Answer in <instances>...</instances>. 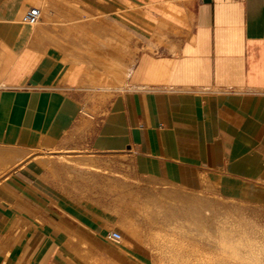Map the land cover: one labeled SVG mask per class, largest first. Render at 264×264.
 Masks as SVG:
<instances>
[{
  "label": "crops",
  "instance_id": "0c3cea01",
  "mask_svg": "<svg viewBox=\"0 0 264 264\" xmlns=\"http://www.w3.org/2000/svg\"><path fill=\"white\" fill-rule=\"evenodd\" d=\"M33 5L50 20L23 23ZM96 26L125 39L116 81L59 43L91 54ZM0 148L18 157L0 175V264H63L67 232L100 248L116 223L62 157L88 177L126 157L144 181L264 204V0H0Z\"/></svg>",
  "mask_w": 264,
  "mask_h": 264
},
{
  "label": "rangeland",
  "instance_id": "374dc122",
  "mask_svg": "<svg viewBox=\"0 0 264 264\" xmlns=\"http://www.w3.org/2000/svg\"><path fill=\"white\" fill-rule=\"evenodd\" d=\"M53 2L61 5L60 1ZM64 4L65 5L63 6L61 13L65 16L67 14H70L71 16L75 14H81L82 16L87 15L86 18H88V13L84 11H81L80 13L78 11H74L68 2H65ZM24 10L22 11L21 15L23 14ZM102 13L103 12L98 11V19L99 15ZM39 25L40 24H37V26ZM135 25L136 24L129 23L128 34L131 35L128 36L130 40H128L129 65L132 64L136 52V50H133L131 47L135 45L138 40L136 36L137 29ZM68 26L71 27L72 24H69ZM70 30H72V27ZM6 151L11 152L14 151V149L0 148V153H4ZM63 158H65L64 160H66L68 163L81 164L79 178L80 185L82 187V193H91V195L93 194L92 197L95 198L98 212L105 211L113 215V217L116 219V223L113 225L111 230L118 231L121 234V237H127L125 233L128 234V231L125 228L123 229L124 224L122 223V219H128L131 217V225L133 228H135V231L141 238L139 239L140 241L138 240V242L142 251L141 259H139L140 257L137 256V253L132 248H130V246L125 245L123 240L118 242L110 240L108 241L106 239V233L103 235L101 239L102 241H100V249L97 246L90 244V242L84 240L86 238L83 236H78L73 232H67L66 238L75 240V243L79 245L64 247L66 257L63 264H203L204 261L201 259L199 260V256L197 254L202 253L203 255V253L206 254V252L207 254H216L214 258H219V260L222 262L224 259L223 264H232L231 261L233 259L230 260V257H228L227 254L221 252V250H212L213 252L211 253V250H209L205 244L206 240L197 233L196 236L198 237L196 238V236H194L195 232L191 231L194 227V224L192 223L193 214L189 213V215L184 217L182 215V211H179L180 216L179 213H172V209L177 207L180 210L193 207L200 209L202 212H209L211 208H222V211L226 210L225 213H227V216L233 218L234 220H237L239 216L238 214L244 211L247 215L249 214L253 216L257 227L260 228V231H264V204H261L254 197L248 196L224 198L216 194L212 189L208 191H193L187 190L175 184L168 185L147 180L144 181L132 173L130 163L126 160V157L121 156H110L108 159L112 160H108L106 162L98 160V166L94 169H91L94 174H92L91 177H88V175H84L83 170H88L89 168L84 166L82 162H74L72 160H67L66 157H62V159ZM78 158L83 160L86 159L85 157ZM16 162L17 160H15L12 164L14 165ZM12 164L2 169L3 173L1 172L0 175L11 169L13 167ZM89 184L91 187H93L91 188V192H89L87 189ZM119 189H122L123 194H121L122 191H119ZM119 194L122 195H120L121 198L117 197ZM121 200H124V203ZM120 201L124 205L119 203ZM204 201H208L210 204L212 203V206L210 208L202 206ZM144 209L147 210L143 211ZM121 215H124V217ZM151 215L155 219H153ZM134 221L135 223H133ZM70 243L72 244V241ZM219 252H221V254ZM225 258H227L226 261ZM118 261H123V263ZM206 263L207 262L204 264Z\"/></svg>",
  "mask_w": 264,
  "mask_h": 264
},
{
  "label": "bare ground",
  "instance_id": "6f19581e",
  "mask_svg": "<svg viewBox=\"0 0 264 264\" xmlns=\"http://www.w3.org/2000/svg\"><path fill=\"white\" fill-rule=\"evenodd\" d=\"M53 11V10H52ZM55 14V13H53ZM52 15L51 7L45 6L43 10L41 11V16L44 19L50 20ZM53 17V16H52ZM56 17V16H55ZM161 18V17H160ZM52 19V18H51ZM56 19V18H55ZM59 19H56V21ZM52 22V21H51ZM95 22V21H94ZM100 24V23H99ZM170 24V23H169ZM96 25V24H95ZM148 25V24H147ZM172 25V24H171ZM174 25V24H173ZM65 26V25H64ZM72 27V26H71ZM70 28L65 27L64 32L65 35H67V32H70ZM97 27V26H96ZM108 27V26H107ZM150 26H148L149 28ZM158 27V26H156ZM155 27V28H156ZM46 28V27H45ZM98 28V27H97ZM73 29V28H72ZM82 29V28H81ZM96 29V28H95ZM154 29V28H151ZM159 29V28H158ZM53 31L55 29H52ZM51 30V31H52ZM49 31V29H48ZM50 31V32H51ZM98 35L96 38H91L90 40L86 41V46H92L93 51L91 54H78L77 48L73 47V39H65L64 41L59 40V43L61 44L62 50L65 51V56L68 58V60L72 63L78 60H84L87 63H92L95 66V74L96 77L101 79L104 78V74H109L110 79L113 81H116L117 76V66L118 59L120 56L116 55V48L117 46L124 45L125 39L123 38H116L115 36L110 37L108 34L105 33L104 28L97 29ZM113 31V30H112ZM157 31V30H156ZM55 32V31H54ZM56 31V35H57ZM81 32V31H80ZM93 32V31H92ZM124 32V31H123ZM152 32V31H151ZM154 32V31H153ZM52 33V32H51ZM60 33V32H58ZM84 33V32H83ZM55 34V33H54ZM112 34V33H111ZM153 34V33H152ZM159 34V33H158ZM119 35V34H118ZM155 35V34H154ZM58 36V35H57ZM124 36V35H123ZM128 36H131L128 34ZM64 37V36H62ZM125 37V36H124ZM157 37V36H156ZM79 38V37H78ZM77 38V39H78ZM85 38V37H84ZM138 38V37H137ZM160 39V38H159ZM158 39V40H159ZM83 40V38L81 39ZM129 40V38H128ZM130 41V40H129ZM156 41V40H155ZM160 41L163 42V40L160 39ZM78 43V42H77ZM84 43V42H83ZM80 44V43H79ZM60 47V46H59ZM124 47V46H123ZM90 48V47H89ZM88 48V50H89ZM82 49V48H81ZM137 49V48H136ZM92 50V49H91ZM120 50V49H119ZM124 50V49H123ZM118 53V52H117ZM132 53V52H131ZM66 62V61H65ZM71 65V64H70ZM123 66V65H122ZM126 67V66H125ZM124 67V68H125ZM129 67V66H127ZM123 68V69H124ZM130 68V67H129ZM89 71V70H88ZM125 71V70H124ZM83 72V71H82ZM95 75H93L94 77ZM122 75L120 74V77ZM125 76V74H124ZM82 77V76H80ZM89 77V76H87ZM96 78V80H97ZM95 79V77H94ZM119 79V78H118ZM82 81V80H81ZM108 81V80H107ZM118 81V80H117ZM123 81V80H122ZM125 81V80H124ZM123 81V82H124ZM83 82V81H82ZM84 83V82H83ZM119 83V82H118ZM117 83V84H118ZM121 83V82H120ZM119 83V84H120ZM94 84V82H93ZM102 84V83H101ZM99 84V85H101ZM107 84V83H106ZM116 84V85H117ZM118 84V85H119ZM95 85V84H94ZM112 85V84H111ZM121 85V84H120ZM115 86V85H114ZM113 86V87H114ZM102 87V86H101ZM104 87V86H103ZM110 88V87H109ZM120 88V87H119ZM105 96V95H103ZM98 99V98H97ZM96 99V100H97ZM17 153V152H16ZM76 155V154H75ZM22 156V155H21ZM38 156V155H37ZM36 157V155H35ZM40 157V156H38ZM79 157H84L83 155ZM18 157L15 156L14 151L11 152H4L0 153V173L2 172V169L5 167L10 166L12 163H14L15 160H17ZM39 159V158H37ZM43 159V158H42ZM45 160H47L45 158ZM13 165V164H12ZM10 168V167H9ZM6 170V169H5ZM3 173V172H2ZM119 191H122V189H119ZM128 191V190H127ZM120 193V192H118ZM126 193V191H125ZM124 193V194H125ZM123 194V191L122 193ZM119 194L117 197L119 198ZM129 194V193H128ZM133 194V193H132ZM130 195V194H129ZM122 196V195H121ZM115 198V197H114ZM121 198V197H120ZM132 198V197H131ZM177 198V197H176ZM128 199V198H127ZM130 199V198H129ZM136 199V198H135ZM119 201V200H118ZM122 202L124 200H121ZM121 201L119 203H121ZM135 201V200H134ZM130 202V201H129ZM124 203V202H123ZM121 203L122 205H124ZM221 203V202H220ZM130 204V203H129ZM212 204V203H211ZM208 201H204L203 205L204 207H211V205ZM127 205V203H126ZM132 205V204H131ZM136 206V205H135ZM142 206V205H141ZM147 206V204H146ZM180 206V205H179ZM217 207V206H216ZM136 208V207H134ZM168 208V207H167ZM132 209V208H131ZM130 209V210H131ZM149 209V208H147ZM144 209L143 211L147 210ZM221 209V210H220ZM217 209H210L209 212H202L200 209L196 208H187V209H179L173 208L172 213L177 214L179 211H182V215L186 217L189 215V213L193 214V221L194 227L191 231L195 232L194 236H196V233L201 237H203L206 240V246L209 250H211V253L216 250H221V252H224L227 254L228 257H230V260L232 264H264V231H260V228L257 227L255 219L251 215H247L244 211L242 213L238 214V219L234 220L233 218H230L227 216V213L225 211H222V208ZM235 209V208H234ZM140 210V209H139ZM207 210V209H206ZM242 210V209H241ZM247 210V209H246ZM245 210V211H246ZM234 211V210H233ZM229 212V211H228ZM248 212V211H247ZM137 213V212H136ZM126 214V213H125ZM143 214V213H142ZM149 214V213H148ZM235 214V213H234ZM136 215V214H135ZM232 215V214H231ZM120 216V215H119ZM118 216V217H119ZM122 216V215H121ZM126 216V215H125ZM128 216V214H127ZM126 216V217H127ZM152 216V215H151ZM180 216V213H179ZM182 216V217H183ZM230 216V214H229ZM124 217V215L122 216ZM129 217V216H128ZM148 217V216H147ZM121 218V217H120ZM131 218V217H130ZM130 218H123L122 223L124 224L123 229L125 228L128 231L127 237H121L120 240H123L125 245L130 246V248L135 249L136 251H141L139 247L138 240L141 239L138 235V233L135 231V228L132 227L131 222L132 220ZM136 218V217H135ZM146 218V216H145ZM153 218V216H152ZM190 218V217H189ZM155 219V218H153ZM160 219V218H159ZM182 219V218H181ZM179 219V220H181ZM137 220V219H136ZM152 220V219H151ZM183 220V219H182ZM131 221V222H130ZM159 221V220H158ZM168 221V220H167ZM175 221V220H174ZM179 222V221H178ZM135 223V221L133 222ZM132 223V224H133ZM139 224V223H138ZM153 225V224H152ZM165 226V225H163ZM182 226V225H181ZM167 227V226H166ZM180 227V226H179ZM143 228V227H142ZM170 228V227H169ZM188 228V227H187ZM165 229V228H164ZM167 230V229H166ZM190 230V229H188ZM187 230V231H188ZM126 231V232H127ZM139 232V231H138ZM143 232V231H142ZM141 232V233H142ZM151 234V233H150ZM144 235V234H143ZM184 235V234H183ZM154 237V236H153ZM169 237V236H168ZM198 236H196L197 238ZM167 238V237H166ZM175 238V237H173ZM172 238V239H173ZM144 239V238H143ZM159 239V238H158ZM117 241V242H118ZM140 241V240H139ZM155 241V240H154ZM204 241V240H203ZM145 242V241H144ZM153 242V241H152ZM141 244V243H140ZM147 244V243H146ZM208 250V251H209ZM213 250V251H212ZM133 251V250H132ZM200 251V250H199ZM221 252H219L221 254ZM215 253V252H214ZM218 253V252H217ZM223 254V253H222ZM199 256V260H203L204 263L207 262L209 264H223L219 258H214L216 254H204V257L202 253L197 254ZM218 256V255H217ZM226 256V255H225ZM203 257V258H201ZM222 257V256H221ZM222 259V258H220ZM227 258H225L226 261ZM87 260V258H86ZM174 262V261H173ZM117 263V262H116ZM203 263V262H202ZM203 263V264H204ZM206 263V264H207ZM229 263V262H228ZM97 264V263H96ZM115 264V263H113ZM225 264V263H224Z\"/></svg>",
  "mask_w": 264,
  "mask_h": 264
},
{
  "label": "built area",
  "instance_id": "2783aa9c",
  "mask_svg": "<svg viewBox=\"0 0 264 264\" xmlns=\"http://www.w3.org/2000/svg\"><path fill=\"white\" fill-rule=\"evenodd\" d=\"M41 19V11L36 6H30L21 16V21L26 24L35 25ZM121 234L116 230H110L106 233V239L110 241H118Z\"/></svg>",
  "mask_w": 264,
  "mask_h": 264
}]
</instances>
